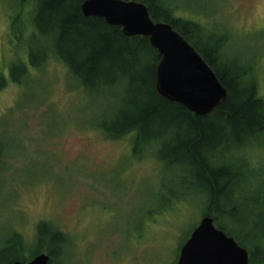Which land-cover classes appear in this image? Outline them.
<instances>
[{
  "label": "rangeland",
  "instance_id": "1",
  "mask_svg": "<svg viewBox=\"0 0 264 264\" xmlns=\"http://www.w3.org/2000/svg\"><path fill=\"white\" fill-rule=\"evenodd\" d=\"M167 2L177 17L225 33L228 58L257 68L264 96V0ZM27 18L17 0H0V248L19 234L29 258L46 224L67 238L52 264H177L204 214L202 196L182 184L187 176L164 171L152 150L138 159L131 137L96 130L115 114L121 89L80 87L49 42L28 40ZM28 50L45 64L11 72ZM254 147L236 187L237 219L224 223L232 231L264 206V144Z\"/></svg>",
  "mask_w": 264,
  "mask_h": 264
},
{
  "label": "trees",
  "instance_id": "2",
  "mask_svg": "<svg viewBox=\"0 0 264 264\" xmlns=\"http://www.w3.org/2000/svg\"><path fill=\"white\" fill-rule=\"evenodd\" d=\"M17 1L20 12L28 16L21 28L30 29L28 40L40 37L49 42L52 55L80 87L91 93L121 89L115 114L96 130L110 140L131 137V149L138 159L152 150L151 158L163 165L164 171L187 176L182 184L202 196L203 216L211 217L219 230L248 251L249 264L264 262V230H258L264 220L257 222L264 218V206L255 208L260 210L255 220L247 218L238 231L224 225L237 219L235 198L241 169L251 170L250 151L264 144V96L258 91V70L252 63L228 58L227 35L177 17L168 0H123L143 4L154 23L170 25L226 90V98L217 109L195 116L157 94L156 70L161 57L148 38L127 37L120 27L101 18H83L80 6L84 0ZM23 30L18 34L21 42ZM28 51L29 58H19L11 72L24 74L26 63L38 69L45 64L46 56L38 65L33 62V52ZM47 226H38L35 252L29 258L24 256L28 247L21 236L12 234L0 248V264H24L44 251L52 264L67 238Z\"/></svg>",
  "mask_w": 264,
  "mask_h": 264
},
{
  "label": "water",
  "instance_id": "3",
  "mask_svg": "<svg viewBox=\"0 0 264 264\" xmlns=\"http://www.w3.org/2000/svg\"><path fill=\"white\" fill-rule=\"evenodd\" d=\"M83 18H101L120 27L127 37H146L161 57L156 70V92L195 116H205L226 98V90L197 52L166 23H154L143 4L123 0H84ZM40 254L27 264H48ZM12 264H21L15 262ZM177 264H249L247 250L203 217L182 246Z\"/></svg>",
  "mask_w": 264,
  "mask_h": 264
}]
</instances>
